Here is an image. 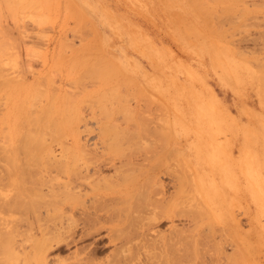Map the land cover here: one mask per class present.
I'll use <instances>...</instances> for the list:
<instances>
[{
	"label": "rangeland",
	"instance_id": "rangeland-1",
	"mask_svg": "<svg viewBox=\"0 0 264 264\" xmlns=\"http://www.w3.org/2000/svg\"><path fill=\"white\" fill-rule=\"evenodd\" d=\"M263 137L264 0H0L3 203L19 194L29 204L36 186L46 194L49 184L65 178L70 161L81 160L79 147L164 146L156 150L157 155L136 157L142 156L137 159L143 164L160 160L163 173L168 172L162 173L168 195L175 190L169 171L180 169V174L177 168L175 173L185 179L178 188L181 210L192 209L196 216L189 212L187 218L182 215L174 222L182 230L198 225L196 264H264ZM190 144L204 150L213 147L206 155L229 181L232 218L225 224L209 225L198 200L193 177L199 167ZM94 156L83 158L90 161ZM12 164L20 165L17 172ZM133 200H143L142 204L147 199L139 192ZM2 207L0 218L8 222L6 230L13 226L12 220L22 225L16 238L19 260L12 262L0 253V264H37L33 258L34 240L41 237L37 212L28 205L15 211ZM25 209L29 213H23ZM44 210L41 217L46 219ZM161 221L154 228L166 230L163 235L158 231L165 240L171 222ZM126 222L123 229L116 221L114 230L140 226L135 220L133 226ZM105 231L73 244L71 237L57 246L55 241L45 264H71L77 247L88 245L95 248L94 264H114L117 258L118 264L166 263H161L165 253L155 248L164 240L154 229L148 231L147 241L128 232L132 243L128 237L129 241L120 240L126 247L117 239L109 243ZM152 237L158 239L152 241ZM120 245L123 251L116 252Z\"/></svg>",
	"mask_w": 264,
	"mask_h": 264
},
{
	"label": "bare ground",
	"instance_id": "bare-ground-1",
	"mask_svg": "<svg viewBox=\"0 0 264 264\" xmlns=\"http://www.w3.org/2000/svg\"><path fill=\"white\" fill-rule=\"evenodd\" d=\"M105 22H107V21H105ZM100 71H101V69H100ZM100 74H102V73H100ZM106 128H108V127H106ZM259 138H261V137H259ZM26 141H27V139L24 142L26 143ZM30 141H32V139ZM30 141H29V143H30ZM29 143H27V144H29ZM33 143L35 144V140H33ZM241 144H242V142H241ZM27 147H28V145H27ZM82 147H84V146H82ZM107 147H102V149H100V150L96 147L95 148L93 147L90 149H88L87 147L80 149V147H79V150L81 153L83 152V155H90V157H91V155H97L98 158H99V156H101L102 158L103 157H106V158L97 159V157L95 158V156H94L93 158L95 160L86 161V159H88V158H86V159L83 158V155L81 154L83 159L80 157L78 159H81V160H77L76 156L78 157V155L75 152L76 153V156H75L76 159L75 160L72 159L73 161H70L71 166H69L70 169H69V172L66 174L65 178L63 180L58 179L61 181H56V182L54 181V183H52L53 181L49 182V183H52V185L49 184V187L46 186L48 188V191L46 190V192H47L46 194L43 193L45 190L42 191V188L41 189L38 188L39 189V194H38V191H37L38 189L36 188L37 184L36 185L34 184L36 186L34 188V189H36V191H35V193H32L34 195H32L33 198H32V200L30 199L29 204L26 201L27 199H25V197H23V199H22L21 197L23 195L21 196L19 194H17V197L12 195L13 197H15L13 200H11V199L7 200V201L5 200L4 203L2 202L3 200L0 201V203H2V204H0V206L8 207L7 211L9 208H11V209L13 208L12 210L15 211L20 207H27V205H28V206H31L32 208H34L35 210L34 209L33 210L37 212V218L39 221H38V227L36 229H37V232L41 234V237L38 239L36 238V240H34L33 252H35L34 253L35 257L33 256V253H32L33 258L36 259V261H37V264L48 263L49 261H47V260H49V259H47V257H48V252H49L50 248L53 246L55 241H56L55 243L57 246V244L60 243V240H62L63 238H70L71 237L72 244H73L74 242L83 240L89 236H94L97 234L101 235V234H99V233H101L100 230L104 231L106 229L105 235L108 232V237H109L108 239H110L108 241L109 243L115 242V239H117L118 241L121 240L124 242L125 239L128 240L127 237L130 239L131 236L133 235V233H135L134 235H136L137 238L140 237L144 240L146 238V236L153 231V229H154V231H156V233L159 231L158 228H157L158 229L157 230L154 227L161 224L163 222L161 220H163V219L169 220L171 222V225H170L171 229H170V232L168 231L169 229L167 230L169 232V234L166 233V235L167 236L169 235V237L165 236L167 238L165 240L162 238L163 237L162 235L164 234L162 232H165L166 230L165 231H159L160 233H162V235H161L162 237L159 235V232L157 235L161 239L164 240L162 243L159 240L160 243L159 242H157V243H159L161 245L156 244L157 246L155 247L157 249L159 246V248H160L159 250H161L163 253H165V255L161 254V255L165 256V257L162 256L165 259V261H162L164 259L161 257V263L166 262L165 264H184V263L196 264V262H197L196 261L197 251H199V250H196V248L198 249V247H196V245H198V244H196V243L199 240V239L197 240V238H196V237H198V234H197L198 225L194 224L197 226L195 227L193 225L194 226V227H192L193 229L188 228L186 230H182L180 227H178L175 224L176 221L174 222V218H176V217H180L183 215L185 218L187 213H188V216L191 215L190 213H192L191 217H193V214L195 213L192 209H191L192 212L187 211V210H181L182 206L180 205L181 202L179 201V195L178 194H179L180 186L182 184V182L180 184V181H182L183 179H181L182 178L181 175L180 176L177 175V173L180 174L179 173L180 169L178 171V168L175 167V169L177 168V170H176L177 173H175L174 167H172L173 168L172 170L174 173L172 171H169V173L171 172L170 173L171 176L169 175L170 185L173 188H175V190H174L175 193H173L174 192L173 191V192H171L172 194L168 195L166 193V188H167L166 184L167 183L164 182V180L162 179V176L164 174L166 175V173L168 175V172L166 171V173H163L164 169L160 165V163H161V162H159L160 160H158V162H156V164L154 163L153 165L150 163L149 164L144 163L145 164L144 165L143 162L140 161L141 160L140 157H142V156L139 155V157H136V156H138L137 154H143V155L145 154V156H143V157H148L146 155L148 153L157 155V153H159V151H156V150L159 147L164 148V146H159V147L157 146V148H156V146H154L155 147L154 149L152 146L151 147L149 146L150 148L146 147V146H143L141 148L139 146H136V147H134L135 149H133V148H131V147H133L132 145L130 147H110V146H109V148H107ZM190 147L196 150L195 160H196V165L199 167V170L196 172V175L193 177V181H195V185H196V190L200 194V197L199 198L197 197V198H198L200 204L202 205L204 213H206V217H208V219H210V221H211V222L209 221L210 222L209 225H212L214 227L217 225L218 221L225 224V223H227L228 219L231 220L230 218H232L231 213H230V209H229L231 202H230V198H228V193H227L229 181L226 180V177H224L225 175L223 176V175L219 174L220 170L213 165V163L210 161V158L206 155V153H209V152L212 153L214 151V148L207 146V147H205V150H206L205 151L204 149H202L199 146H196L194 144H190L188 148H190ZM160 149L161 148H159V150ZM74 150H75V148H74ZM163 150H165V149H163ZM163 150H161V152ZM49 152H50V150H49ZM77 152H78V149H77ZM224 152H225V150H224ZM163 154H164V152H163ZM150 156H152V155H150ZM159 156H161V155H159ZM241 156L243 158L246 156V151L244 150V148H243V153ZM152 157L148 158L149 162L151 161L150 159H153L156 156H154L153 158ZM262 157H263V155H262ZM137 158H139L140 160ZM91 159H92V157H91ZM143 159H146V158H142V160ZM157 159H160V158H157ZM82 160H84V162ZM28 161L31 162V160H28ZM28 161H25V163H27ZM56 161H58V160H56ZM70 162H67V163L70 164ZM81 162L83 165L81 164ZM23 165L24 164H22L21 166H23ZM13 166L15 167V171L17 172V170H19L18 167L20 165H18L16 167V165L14 164ZM34 166H35V164H34ZM170 167H171V165H170ZM28 168H30V167H28ZM37 168L38 167H36L35 169H37ZM106 169H112L113 172L110 174L105 173L104 171ZM141 170L142 171L144 170V172H141L143 174H136V173H138V171H141ZM18 172H20V171H18ZM162 173H163V175H162ZM7 174H8V172H7ZM245 174L247 175V172ZM252 174H254V173H252ZM27 176H28V174H27ZM29 176H31V175H29ZM8 177H9V175H8ZM43 180L44 179L42 178L39 180V182H42ZM55 180H57V179H55ZM184 180H183V182H184ZM4 181H6V180H4ZM15 181H17V180L15 179ZM186 181H187V179H186ZM190 182L192 183V184H190L191 188H194L192 186L193 182L192 181H190ZM190 182L188 181V183H190ZM47 184H48V182H47ZM15 185L17 186L16 183H15ZM41 185H43V184H41ZM33 192H34V190H33ZM139 192L145 193V197L147 200L146 201L144 200L146 204L144 202L143 203L146 205V209L142 207L143 203L141 204V202L143 200H140L141 202L136 201V203L133 200L134 198H136L138 196ZM45 196H47L48 198L45 199L46 198ZM167 197L169 199H167ZM144 204H143V206H145ZM42 209H45L44 212L46 211L45 214L47 217H45L44 216L45 214H43V216L46 219L41 217ZM25 210H22L23 213H29L28 209H27L28 211L26 210V212H24ZM135 211L141 212V213H139V215L142 214L143 216L142 215L139 216L138 214H133ZM182 211L183 212L185 211V213H183ZM181 212H182V214H181ZM35 215H36V213L34 214V216ZM194 216H196V213ZM186 218H187V216H186ZM17 219H19V218H17ZM125 220H130L131 221V222L129 221L130 224H129V222L127 223ZM134 220H135L134 223H136V222H137V224L140 223L139 224L140 226L138 225L139 226L138 229L133 228V227H137L136 224H135L136 226H133L134 223L132 225V221H134ZM116 221L118 222L117 224L120 227L123 225V221H124V223L126 222L127 225H132L133 227L131 226L132 228L129 231H126V230H128L130 228H128V229L126 228V230H124L125 232L124 231L119 232V230H121V228L124 226H122L119 229L116 228V230H114L115 228L113 225L115 224ZM194 221H196V220H194ZM19 222H20L19 220L18 221L12 220L13 226H11L10 230H6L5 227H7L8 222H5V219L2 220V218H0V253L3 254L6 258H8V260H11L12 262H13L12 259L17 261L16 260L17 257L19 260L18 254L20 252V248H18V241H16L17 235L20 234L19 224L22 225V223L21 222L19 223ZM237 223L239 224V221H237ZM212 226H210V227H212ZM218 226H220V225L218 224ZM2 228H4V229H2ZM139 228H140L141 232H140ZM215 228H213V229H215ZM221 228L225 229L226 227H221ZM123 229H125V227ZM137 230H139L138 232H140V233H138ZM116 231H118L119 233H121L123 235H125V233H126V237L123 235H122L123 236L122 237L121 234L117 235V233L115 235H113L114 232H116ZM134 231H136V232H134ZM215 231H217V230H215ZM128 232H130V235H131L130 237L128 235L129 234ZM136 233H138V235ZM195 233L197 235L196 237L194 236ZM22 234H23V232H22ZM105 235H104V237H105ZM34 236H36V235H34ZM136 236H134V238H136ZM187 236H189V237H187ZM193 236L196 238V241H194L195 239ZM114 237H117V238H114ZM120 237H121V239H120ZM186 237L189 240L188 239L186 240ZM123 238H125V239L122 240ZM147 238H149V237L147 236ZM154 238L152 237L151 240ZM156 238L154 241H156ZM146 239L144 241L148 240V239L147 240ZM183 239L185 241H183ZM190 239H192V240H190ZM93 241H92V243L96 244L95 242H97V240L94 242ZM123 242H121L122 243L121 245H123ZM130 242H131V239H130ZM131 243H129V244H131ZM121 245L118 249H120L122 247ZM89 246H91V245H88V247L87 246L86 247L81 246L80 248L77 247V249H79L80 251L79 250L77 251L78 254H76V256L74 257V261L71 264H91L92 259L95 260V258H94L95 248L89 247ZM123 246L126 247L127 244H125ZM95 247H97V246H95ZM130 247H132V245H130L128 247V250L131 249ZM123 249L124 248H122L120 250L116 249L117 250L116 252H119L121 250L123 251ZM125 251H126V248H125ZM112 253H113V251H112ZM116 254L118 255L119 253H116ZM116 254L114 253V255H116ZM157 255H155V257ZM117 257H119V255ZM120 258H121V256H120ZM118 260H120V259L117 258V261H115L114 264H118L117 263V262H119ZM15 261H14V263H15ZM45 261H47V262H45ZM89 261L91 263H88ZM101 261H104V260H101ZM121 262H124V259H122ZM126 262H127V260H126ZM155 262H154V264H155ZM26 263L29 264L28 262H24V264H26ZM11 264H13V263H11ZM92 264H94V263H92ZM95 264H96V262H95ZM126 264H129V263H126ZM162 264H164V263H162Z\"/></svg>",
	"mask_w": 264,
	"mask_h": 264
}]
</instances>
